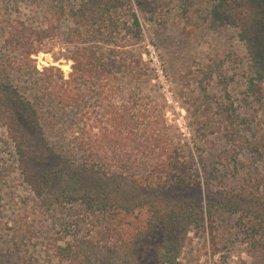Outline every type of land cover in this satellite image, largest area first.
<instances>
[{
	"label": "rangeland",
	"instance_id": "obj_1",
	"mask_svg": "<svg viewBox=\"0 0 264 264\" xmlns=\"http://www.w3.org/2000/svg\"><path fill=\"white\" fill-rule=\"evenodd\" d=\"M79 2L0 0V66L41 104L48 116L47 142L56 152L62 142L68 152L76 147L79 154L78 147L103 128L115 140L122 113L131 116V128L139 134L143 123L156 119L192 160L202 182L197 188L166 189L161 205L192 201L211 208L216 218L215 243L207 221L194 225L171 264H264V233L253 229L257 219L226 208L228 202L240 203L233 195L238 192L264 208V90L257 95L248 89L250 77H257L248 43L212 13L213 0H150L151 10L124 0L116 32L105 45L111 66L100 79L74 70L70 57L82 43L68 39L73 22L67 10ZM129 3L141 31L130 17ZM257 7L262 22L253 42L264 62V1L257 0ZM18 22L55 26V34L28 55L6 43ZM123 61L133 63L135 73L124 71ZM145 64L150 70H144ZM50 66L54 69H46ZM256 81L264 89V78ZM11 137L0 121V264H105L109 251L128 249L150 236L147 208L115 215H89L78 204L42 209ZM51 163V169L63 165L59 156ZM213 201L220 202L215 206ZM164 240L162 235L155 242ZM155 242L144 241L147 251Z\"/></svg>",
	"mask_w": 264,
	"mask_h": 264
},
{
	"label": "trees",
	"instance_id": "obj_2",
	"mask_svg": "<svg viewBox=\"0 0 264 264\" xmlns=\"http://www.w3.org/2000/svg\"><path fill=\"white\" fill-rule=\"evenodd\" d=\"M123 1L80 0L69 7L67 17L72 20L73 26L67 33L68 39L82 43L70 55L74 70L96 75L100 79L108 72L111 64L108 63V48L105 45H108V35L116 32V16L123 7ZM137 4L141 10L152 9L150 0H137ZM129 5L130 17L141 31L138 14L132 4ZM261 11L257 0H213L212 13L222 22L234 26L239 37L248 43L257 72V77H250L248 89L257 95H263L264 90L262 84L256 81L264 78L263 57L259 56L253 42L261 29ZM55 30V26L14 23L6 43L31 55L39 52L40 44L46 37L54 35ZM90 37L95 40H87ZM123 63L126 65L124 71L135 73L133 63ZM144 66V70H150L148 65ZM46 69H54V66ZM57 101L61 106L65 104L62 99ZM40 105L36 98L21 91L0 66V121L8 126L24 174L29 178L42 209L50 211L78 204L89 215H115L120 211L133 212L137 208L150 211V236H144L143 241L138 243L132 241L128 249L109 251L105 264L109 261L110 264H140L148 259L153 264L175 263L190 228L206 221L215 243L216 218L211 208H198L192 201L185 200L167 206L160 203L166 189L197 188L202 182L194 173L192 160L185 157L181 147L158 126L156 119L144 113L143 116L149 119L143 123L139 134L131 128L135 125L131 116L122 113L116 118L118 131L115 140L109 138L103 128L101 133H93L91 140L82 144V148L78 147L79 154L75 152L76 147L72 153L68 152L62 142L59 145L63 147L61 152H56L43 132L48 116L41 112ZM126 130L128 133H124ZM111 140L115 143L111 144ZM106 143L108 154L105 153ZM57 156L62 159L63 165L51 169V162ZM146 158L151 161L148 163ZM233 195L240 198V203L228 202L226 208L251 213L257 219L253 227L255 233H264V208L260 202L242 192ZM219 202L212 203L216 206ZM162 235L165 240L155 242ZM145 240L155 242L148 251L144 246Z\"/></svg>",
	"mask_w": 264,
	"mask_h": 264
}]
</instances>
